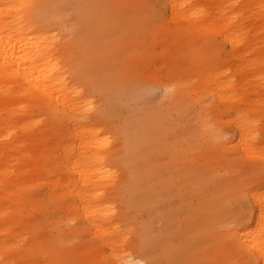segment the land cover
<instances>
[{
	"label": "rangeland",
	"instance_id": "obj_1",
	"mask_svg": "<svg viewBox=\"0 0 264 264\" xmlns=\"http://www.w3.org/2000/svg\"><path fill=\"white\" fill-rule=\"evenodd\" d=\"M41 1L46 4L41 27L66 45L57 47L56 55L70 54L76 88L85 90L86 99H94L86 108L106 116L105 121L82 126H94L111 146L109 176L99 187L103 201L95 205L114 212L112 235L124 241L123 254L142 257L147 264H253L237 246L229 247L225 239L223 248L218 243L244 219L248 198L242 190L256 187L264 169L258 156L238 152L236 142H230L234 148L224 147L213 135L209 124L227 141L234 140L225 134L232 132L227 121L233 113L221 109L223 102L215 94L210 95L212 106L220 111H204L200 100L206 95L198 75L213 69L229 71L237 82V103L249 112V120H255V142L264 149V95L259 97L264 85L256 81L261 74L258 62L264 59L263 0H188L206 14L201 19L207 26L197 36H191L186 19L174 16L170 23L165 0L142 2V7L130 0ZM173 29L180 31L174 45ZM225 30L250 40L240 58L231 55ZM167 83L174 84L169 96L164 95ZM34 116L39 120L38 111ZM68 125L61 116L44 138L41 153L33 151L29 160L37 169L13 170V179L28 183L29 189L19 203L24 230L13 238L0 235L3 243L14 244L20 252L9 253L12 264H111L104 256L92 255L95 250L111 253L93 237L83 216L70 208L71 198L61 197L64 189L50 177L51 161L62 151L58 143ZM5 126L0 125L2 135L12 130ZM37 130L34 126L32 131ZM11 141L0 151L8 154ZM12 155L7 162L9 156L0 153L1 169L17 166L22 154L13 149ZM14 182L8 180L7 188L11 185L24 194ZM21 239L26 243L19 247Z\"/></svg>",
	"mask_w": 264,
	"mask_h": 264
},
{
	"label": "bare ground",
	"instance_id": "obj_2",
	"mask_svg": "<svg viewBox=\"0 0 264 264\" xmlns=\"http://www.w3.org/2000/svg\"><path fill=\"white\" fill-rule=\"evenodd\" d=\"M130 1L137 2L142 7V2H160L161 0ZM190 3L188 0H165L164 7L170 12V23L174 24V16L186 19L190 24L191 36H197L201 29L207 26V21L201 19L206 14H203V9L191 7ZM45 6L46 4H42L41 0H0V125L5 123V128H12L7 135L0 134V147L7 144L8 140H12L9 142V153L7 154L3 149L0 153L3 156H9L7 162L12 160L13 149L22 154L21 157H17L19 161L16 167L6 165L8 168H0V188L2 189L0 235L13 238L21 234L25 228L23 219H20L21 204L19 203L25 199L29 184L17 177L13 179V170L38 168V165H32L29 159L35 149L36 152L41 153L40 147L44 138L48 133H52L53 124L63 116L69 121V125L67 131L61 134L64 139L58 143V148L62 151L51 161L53 175L50 177L54 185L64 189L61 197L64 194L66 199L71 198L69 199L70 208L78 217L83 216V223L88 226L93 237L106 245L111 253L110 256H106L95 250L92 255L104 256L111 264H147L142 257H133L132 253L123 254L124 241L112 235L115 230L111 226L114 212L95 205L103 201L99 187L100 182L109 176L107 157L111 146L105 139L99 137L102 132L96 131L94 126L89 125L86 128L82 125L95 123L98 119L105 121L106 116L98 113L96 109L91 112L86 108L87 105L93 104L94 99L93 97L86 99L85 90L76 88L77 80L69 64L70 54L66 53V56L62 54V58L56 55L57 47L65 49L66 45L58 41L57 35L49 34L41 27V10L45 9ZM260 7L264 8V0ZM177 31L180 32L170 30V41L173 45ZM223 38L231 47V55L236 58L243 55L245 46L250 41L244 34L229 33L227 30L223 31ZM249 64L254 65L253 62ZM258 65L261 74L256 81L264 85V59H261ZM206 72L198 75L199 78L202 76L201 92L206 95L200 102L204 106V111L217 114L220 110L214 109L210 96L217 95L219 102H223L224 108L221 109L233 113V117L227 121L232 125V132L225 134L231 135L234 140L227 141L216 127H211V124L208 125L210 130L224 147L234 148L235 146L240 153L258 156L264 169V149L259 148L255 142L256 136L253 134L255 120H249V112L241 109L237 103L236 79L227 70L222 72L213 69ZM243 78L242 76L241 79ZM163 88L164 95L167 96L168 91H174V84H163ZM13 92L21 96L14 97ZM259 99L255 100L258 106ZM255 109L257 107L251 111ZM36 111L40 117L39 120L34 121ZM213 124L216 123L213 121ZM34 126L38 129L36 133L32 131ZM88 136L93 138L84 141ZM230 142H236V144L233 146ZM36 156L38 157L36 161H39L42 154ZM8 180L9 183L11 180L15 181L14 184L21 181L13 186L25 193L21 194L12 190L11 185L7 188ZM241 194L248 198L245 204L247 211L242 215L244 219L230 227L218 244L220 248L226 246L225 239L229 247L237 246L239 252L244 253L248 261H252L253 264H264V170L261 179L258 178L256 182V187L242 190ZM27 206H30V202ZM14 222H17V225L11 226ZM26 225H31L29 229L32 228L29 219ZM33 226L35 227V224ZM107 226L109 228H106ZM109 230L111 232H108ZM25 243L26 239L19 240V247ZM13 245L11 247V243L5 244L3 240H0V264H12L9 253L20 255V252L13 249ZM18 264H22V261ZM25 264L32 263L28 261Z\"/></svg>",
	"mask_w": 264,
	"mask_h": 264
}]
</instances>
